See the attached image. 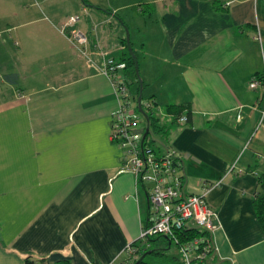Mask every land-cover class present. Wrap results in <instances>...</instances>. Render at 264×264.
Instances as JSON below:
<instances>
[{"label":"crops","instance_id":"obj_1","mask_svg":"<svg viewBox=\"0 0 264 264\" xmlns=\"http://www.w3.org/2000/svg\"><path fill=\"white\" fill-rule=\"evenodd\" d=\"M71 29L96 67L136 54L162 124L150 147L178 153L185 193L220 182L207 194L211 264H264V88L249 87L264 73V0H0V264H130L125 248L152 218L148 185L119 173L111 81ZM123 76L134 98L138 77ZM183 104L178 125L166 108Z\"/></svg>","mask_w":264,"mask_h":264},{"label":"built area","instance_id":"obj_2","mask_svg":"<svg viewBox=\"0 0 264 264\" xmlns=\"http://www.w3.org/2000/svg\"><path fill=\"white\" fill-rule=\"evenodd\" d=\"M78 20L77 16L71 17L65 27L73 26ZM67 37L87 58V66L96 69L111 81L119 105L111 115L109 139L122 153L119 173H130L136 184L148 185L146 191L152 218L149 224L141 228L138 244H129L125 248L128 262H138L150 247L153 238L164 237L170 239V244L177 246L183 264H211L218 255L213 240V233L218 229V224L217 214L210 207L207 194L220 182L203 187L200 194L185 193L178 153L174 149H167L157 156L148 144L149 139H145L143 132L135 128L141 117L131 106L128 85L123 77L125 63L108 59L103 61L101 67H96L87 56L86 48L89 42L86 35L78 29H71ZM259 86L264 88L263 82L256 78L249 84L251 89ZM149 108L153 109V104H143V110L147 111ZM156 111L159 115L157 108ZM186 121L185 116L176 120L178 125H183ZM234 170H237L236 164L231 165L227 174ZM190 229H196L202 235L181 241V233Z\"/></svg>","mask_w":264,"mask_h":264},{"label":"trees","instance_id":"obj_3","mask_svg":"<svg viewBox=\"0 0 264 264\" xmlns=\"http://www.w3.org/2000/svg\"><path fill=\"white\" fill-rule=\"evenodd\" d=\"M126 44H129V43H127V40H126ZM121 62L125 63V69L123 70V73L125 72L126 76H129L130 74H133V75L135 74L136 75V70H138V68H137V57H136V54L133 51H131L129 57L123 59ZM255 78L258 79V81L263 82V84H264V74L263 73L258 75ZM126 82H127V80H126ZM127 85H128V89H129V83L128 82H127ZM139 90H140V88H139ZM139 90H138L137 96H135L134 98L133 97L131 98V96H130V99L133 101V103L131 101L132 108H133L132 104L135 105L134 108H133L134 110L137 107V98H138V95H139ZM144 103L153 104V109L149 108L147 111L143 110L142 107H143ZM141 106H142L141 107L142 112L139 111V113H141L143 115V119L145 118L146 126L144 128H142L144 130L140 129L141 131L140 130L139 131L141 133L143 132V135H144V133L146 131V128H147V125L149 127V131H151L152 134H153V130H161L162 129V124L160 123V118H159V116L157 114V111H156L157 107H156L155 103L153 101H151V100L143 101L141 99ZM190 108L191 107H190L189 104H183V105H178V106H169V107L166 108V113L168 115L172 116L173 118H175V120H177L181 116H185L188 119L187 116L190 115ZM110 131H111V126H110ZM149 138H151V137H149L148 135L145 136V139H149ZM151 142H154V141L152 140ZM148 144H149V146L151 145L150 140H149ZM179 164H180V162H179ZM258 182H259V188L260 189H259V193L256 196V201L254 203L255 204L254 207H255V212H256L257 218L259 220V223H260L262 229L264 230V173L262 175H260V177L258 178ZM183 232H185L186 234L185 233H181L182 234L181 237H180L181 241L182 240L185 241V239H191V238H194L196 236L202 235V233H200L196 229L185 230ZM166 240L168 242H170V239L166 238ZM27 264H32V263L27 261ZM139 264H144L143 260ZM180 264H183L182 261L180 262Z\"/></svg>","mask_w":264,"mask_h":264},{"label":"rangeland","instance_id":"obj_4","mask_svg":"<svg viewBox=\"0 0 264 264\" xmlns=\"http://www.w3.org/2000/svg\"><path fill=\"white\" fill-rule=\"evenodd\" d=\"M124 38L127 40V38L129 39V31L125 30L124 33ZM132 91H133V95L137 96L138 94V87L136 85H134L132 87ZM132 101V100H131ZM133 103V101H132ZM133 108H134V104ZM135 111L140 115V117L143 119V115L141 113H139V110L135 109ZM156 139V137H155ZM158 140V139H157ZM152 146L156 147L155 142H150ZM153 242H150V245L152 246V248L148 249L147 251L149 253L145 254V256L143 257V262L144 264H180L181 260H180V254L178 251V248L175 244H170L169 242L163 238H157L155 237L153 240Z\"/></svg>","mask_w":264,"mask_h":264},{"label":"water","instance_id":"obj_5","mask_svg":"<svg viewBox=\"0 0 264 264\" xmlns=\"http://www.w3.org/2000/svg\"><path fill=\"white\" fill-rule=\"evenodd\" d=\"M127 43H128V38H127ZM136 76L138 77L139 84H140V87H139V88H140V90H139V95H138V98H137V109H138L140 112H142V109H141L142 84H141V81H140V79H139L138 70H136ZM146 135H148L149 137H151V139H152L154 142H156V143H161V141H159V140L153 138V134H152L151 131H149V127H148V125H147L146 131H145V133H144V138H145ZM161 144H162V143H161ZM145 254H147V253H145ZM145 254L141 256L140 260H139L136 264H139V263L143 260V257L145 256Z\"/></svg>","mask_w":264,"mask_h":264}]
</instances>
